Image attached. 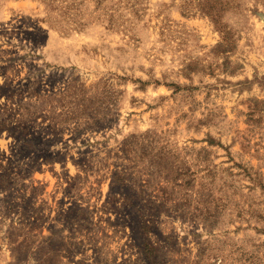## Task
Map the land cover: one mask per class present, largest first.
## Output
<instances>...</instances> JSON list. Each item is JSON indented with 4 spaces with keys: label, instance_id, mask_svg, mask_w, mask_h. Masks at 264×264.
I'll return each instance as SVG.
<instances>
[{
    "label": "rangeland",
    "instance_id": "obj_1",
    "mask_svg": "<svg viewBox=\"0 0 264 264\" xmlns=\"http://www.w3.org/2000/svg\"><path fill=\"white\" fill-rule=\"evenodd\" d=\"M0 264H264V0H0Z\"/></svg>",
    "mask_w": 264,
    "mask_h": 264
}]
</instances>
